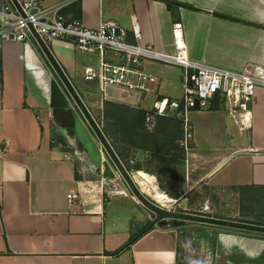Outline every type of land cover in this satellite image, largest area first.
<instances>
[{
    "label": "crops",
    "instance_id": "obj_1",
    "mask_svg": "<svg viewBox=\"0 0 264 264\" xmlns=\"http://www.w3.org/2000/svg\"><path fill=\"white\" fill-rule=\"evenodd\" d=\"M169 1L178 5L43 3L64 5L61 15L88 29L115 22L131 44L137 18L141 42L169 53L175 49L173 25L180 24L190 60L232 72L248 64L264 67V0ZM34 44L0 40V264H264L263 236L196 223L154 228L113 255L148 226L150 215L130 197L114 195L105 202V191L116 182L73 160L63 140L78 114ZM47 45L116 142L119 157L134 162L133 171L156 178L185 213L200 215L209 200L208 217L264 226V89L256 92L249 130L241 131L221 109L190 112L193 140L186 150L181 112L160 116L154 109L158 101L181 100V68L145 64L143 72L156 78L147 84L149 92L109 90L103 96L97 83L83 79L84 68L98 63L78 56L70 42ZM143 114L148 120L142 121ZM70 191L79 201H67Z\"/></svg>",
    "mask_w": 264,
    "mask_h": 264
},
{
    "label": "built area",
    "instance_id": "obj_2",
    "mask_svg": "<svg viewBox=\"0 0 264 264\" xmlns=\"http://www.w3.org/2000/svg\"><path fill=\"white\" fill-rule=\"evenodd\" d=\"M18 3L21 12L10 1L0 6V40L31 42L33 29L46 44L54 40L67 41L79 52L97 55L98 65L85 67L83 79L88 83H97L103 96H106L109 90L139 95L149 92L147 84L155 83L156 78L143 72L145 64L181 68L183 71L181 100L158 101L154 103V109L160 116H165L167 110L181 112L183 130L181 146L186 150L193 140L189 113L195 110H209L215 102H218L221 110L230 115L241 131L249 130L256 92L258 89H264L263 66L248 64L241 71L232 72L190 60L180 24L173 25L175 49L169 53L141 42L142 35L137 18L131 22V32L135 40V43L131 44L126 41L127 30L115 22H100L98 28L92 30L79 21H67L61 15L64 5L47 7L43 0H18ZM114 59H121L123 64L113 63ZM67 160L72 158L67 156ZM133 164L131 160L125 166L139 192L160 209L177 212L180 209L177 201L167 196L161 189L159 181L149 175L147 176L153 179L139 176V172L131 169ZM114 182L117 186L105 191V202L114 195H123L139 203L120 177ZM67 201L69 203L79 201V194L70 191L67 194ZM211 213V203L205 200L200 215L207 216ZM149 219L152 220L151 215Z\"/></svg>",
    "mask_w": 264,
    "mask_h": 264
},
{
    "label": "water",
    "instance_id": "obj_3",
    "mask_svg": "<svg viewBox=\"0 0 264 264\" xmlns=\"http://www.w3.org/2000/svg\"><path fill=\"white\" fill-rule=\"evenodd\" d=\"M8 1H10L19 12H21L18 0ZM31 32L32 42L35 43L34 45L38 48L41 54H43L51 70L58 78L60 84L74 104L78 115L72 116L73 135L79 142L81 148L85 151L91 166L103 180L115 181L118 177H120L140 205L147 212L153 215V218L148 226L135 236L132 242H135L141 236L154 228H180L187 223L214 226L230 231L264 236V226L232 220L216 219L185 212H169L160 209L146 199L137 189V186L135 185L133 178L130 176L125 163L115 152L101 126L83 102L73 83L51 52L49 46L33 29H31Z\"/></svg>",
    "mask_w": 264,
    "mask_h": 264
},
{
    "label": "rangeland",
    "instance_id": "obj_4",
    "mask_svg": "<svg viewBox=\"0 0 264 264\" xmlns=\"http://www.w3.org/2000/svg\"><path fill=\"white\" fill-rule=\"evenodd\" d=\"M77 52H78L77 53L78 56L81 54V56H84V58L90 59L93 64L94 63H96V64L98 63L97 55L88 54V53H82V52H79V51H77ZM63 141L65 143V148L67 150H69L70 152H72V154H73L72 158H74L73 160H75L76 162H79L78 163L79 166H80V164H82L83 167L84 166H88L90 168L92 167L91 164H90V161L87 158V155H86L85 151L81 148L79 142L75 139V137L73 135V131H70L69 135H65V139ZM114 186H117L116 183H111L110 182V188L112 189ZM117 199H120V198H117ZM123 200H125V199H123ZM177 212H183V210L178 209ZM148 214L151 215V217L153 218V215L151 213L148 212ZM149 222H150V219H149ZM187 224H195V223H187Z\"/></svg>",
    "mask_w": 264,
    "mask_h": 264
},
{
    "label": "trees",
    "instance_id": "obj_5",
    "mask_svg": "<svg viewBox=\"0 0 264 264\" xmlns=\"http://www.w3.org/2000/svg\"><path fill=\"white\" fill-rule=\"evenodd\" d=\"M162 1H164L165 3H166V5H167V7L168 8H171L172 6H174V5H178V4H176L175 2H173V1H169V0H162ZM0 2H1V0H0ZM211 110H220V105L218 104V102H215L212 106H211V108H210ZM146 115L145 114H143L142 116H141V119H142V121H145L146 120ZM72 130V129H71ZM103 130V132H104V134L106 135V137L108 138V131L105 129V128H103L102 129ZM108 140L110 141V143H111V145H112V147L114 148V150H115V152L117 153V151H116V149H117V147H116V142L111 138H108ZM118 155V154H117ZM119 156V155H118ZM120 158V157H119ZM122 161H125V160H123L122 158H120ZM128 163V162H127ZM264 225V224H263ZM264 237V236H263ZM132 243H134V242H132L131 241V243H129V244H127L126 246H124L123 248H121L120 250H118L116 253H114L113 255H118L120 252H122L124 249H126L127 247H129L130 245H132Z\"/></svg>",
    "mask_w": 264,
    "mask_h": 264
},
{
    "label": "bare ground",
    "instance_id": "obj_6",
    "mask_svg": "<svg viewBox=\"0 0 264 264\" xmlns=\"http://www.w3.org/2000/svg\"><path fill=\"white\" fill-rule=\"evenodd\" d=\"M139 176L144 177V178H147V179H151L150 177H148V176H147L146 174H144V173L139 174Z\"/></svg>",
    "mask_w": 264,
    "mask_h": 264
}]
</instances>
